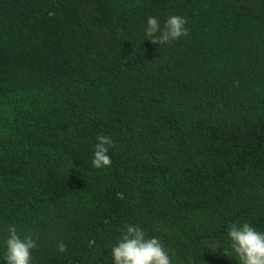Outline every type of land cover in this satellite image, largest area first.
<instances>
[{"label": "trees", "instance_id": "trees-1", "mask_svg": "<svg viewBox=\"0 0 264 264\" xmlns=\"http://www.w3.org/2000/svg\"><path fill=\"white\" fill-rule=\"evenodd\" d=\"M173 15L189 34L153 44ZM244 222L264 232V0H0V264L11 225L31 264H115L126 225L239 264Z\"/></svg>", "mask_w": 264, "mask_h": 264}, {"label": "clouds", "instance_id": "clouds-1", "mask_svg": "<svg viewBox=\"0 0 264 264\" xmlns=\"http://www.w3.org/2000/svg\"><path fill=\"white\" fill-rule=\"evenodd\" d=\"M186 20L178 15L170 16L161 29L156 17H149L145 29L148 37H153V44L170 43L187 36ZM160 33L156 35V33ZM95 145L92 165L95 168L110 166L112 161L108 155V146L114 142L108 136L100 134ZM10 235L6 239V253L4 259L7 264H31V250L36 247L32 234L21 237L14 225L9 226ZM231 248L239 264H264V232L257 231L248 222L241 225L232 224L228 231ZM60 252L67 251V246L60 242ZM228 254V253H226ZM111 256L115 264H172L171 254L164 248L158 238H148L143 229L138 226L126 225L119 242L111 247Z\"/></svg>", "mask_w": 264, "mask_h": 264}]
</instances>
